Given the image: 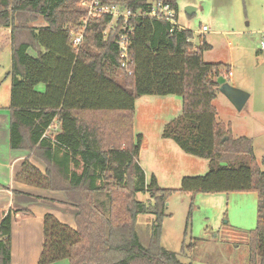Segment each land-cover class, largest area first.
Instances as JSON below:
<instances>
[{
    "label": "trees",
    "instance_id": "obj_1",
    "mask_svg": "<svg viewBox=\"0 0 264 264\" xmlns=\"http://www.w3.org/2000/svg\"><path fill=\"white\" fill-rule=\"evenodd\" d=\"M109 1L135 10L155 0ZM164 1L177 9L176 0ZM85 15L80 0H0V27L10 29L12 50L11 148L54 147L63 150L66 159L71 156L74 164L76 157L83 162L80 172H59L70 183L66 192L77 209L75 228L45 215L38 264L198 262L202 239L192 237L183 245L187 263L159 242L165 204L174 192L191 196L256 192L257 220L248 233V247L249 264H258L264 259V171L254 159L252 140L233 138L229 126L216 119L213 105L221 85L217 78L229 76L230 65L205 62L203 50L210 46L204 42L195 48L190 30L139 18L134 21L129 47L132 73L127 75L120 68L114 36L103 37L107 16L91 18L82 46L74 49L67 28L81 25ZM35 16L45 24L28 25ZM19 29L28 32L35 46L17 42ZM30 46L37 55L28 53ZM39 84L43 90L37 89ZM169 94L182 98L183 110L164 127L162 136L173 139L184 152L209 160L204 175L183 177L179 188H162L153 175L145 181L138 163L141 135L133 139L135 99ZM53 122L58 129L48 132ZM46 174L26 159L17 179L43 186L51 172ZM138 192L149 194L153 201H140ZM139 214L155 217L149 244L136 231ZM10 250L8 213L0 221V264H10Z\"/></svg>",
    "mask_w": 264,
    "mask_h": 264
},
{
    "label": "rangeland",
    "instance_id": "obj_2",
    "mask_svg": "<svg viewBox=\"0 0 264 264\" xmlns=\"http://www.w3.org/2000/svg\"><path fill=\"white\" fill-rule=\"evenodd\" d=\"M176 3L177 23L192 32L191 41L195 48H200L204 42L210 46L203 50L204 61L230 65L229 76L224 75L222 78L249 94L240 110L220 92L216 94L213 105L216 109V119L229 126L233 138L245 136L252 140L254 159L258 167L264 171V49H261L260 44L264 33V0H176ZM186 6H193L196 9L193 13L187 14ZM35 17L36 20L29 22L28 25L39 27L45 24L40 17ZM203 25L208 27L206 32L201 31ZM3 31L5 32V29ZM18 35L20 37L17 42L28 41L34 45L27 31L19 29L17 37ZM28 53L37 55V50L30 46ZM11 62V45L1 37L2 102L6 100L5 85L10 83L11 77L8 72L11 69ZM37 89L43 90L44 85L39 84ZM215 194L195 196L188 216L191 194L172 193L165 204L167 215L160 223L159 242L166 249L178 253L179 260L184 263L189 262V258L182 251L183 245L189 244L194 237L203 239L200 243L198 262L248 264L250 230L232 222V218L236 216L238 220L246 219L243 206L249 208V203L246 199L243 201L238 198V205L234 207L233 202L228 201L226 196L216 199L213 205L212 199L209 200V205L199 202L201 198L205 201L210 197H218ZM136 197L145 203L153 201L147 193L138 192ZM247 216L250 219L248 213ZM255 216L256 214H251L252 227L255 226ZM154 218L150 214H139L136 217L135 228L144 244L151 241ZM198 262L193 264H200ZM58 264L68 262L62 260Z\"/></svg>",
    "mask_w": 264,
    "mask_h": 264
},
{
    "label": "crops",
    "instance_id": "obj_3",
    "mask_svg": "<svg viewBox=\"0 0 264 264\" xmlns=\"http://www.w3.org/2000/svg\"><path fill=\"white\" fill-rule=\"evenodd\" d=\"M180 27L185 29L181 25ZM0 29H2L0 30V38L4 37L8 43L9 28L0 27ZM217 81L221 84L225 82L222 77L217 78ZM10 86L11 78L10 83L5 85L6 100L4 102L0 100V221L10 213V264H38L42 251L45 215L51 214L60 222L75 228L77 209L69 201L66 192L70 183L68 179L60 176L59 172L63 169L64 171L80 172L83 162L76 157L77 164H74L71 156L66 159L67 156L64 155L63 150L54 147H50L48 150L39 148L37 145L32 149L11 148L9 132ZM182 110V98L171 94L142 95L136 98L134 102L133 139L135 141L138 134L142 138L138 163L144 171L145 181L149 182L153 175L157 184L162 188H179L183 177L204 175L209 169L208 159L188 154L173 139L162 136L164 127L180 116ZM57 129L58 123L53 122L48 128V132ZM48 132L47 136L49 135ZM26 159L45 177H47L48 171L51 172L48 181L41 184L43 186L17 179L22 163ZM57 162L62 163V165ZM199 194L213 195L214 193H197L192 196L193 199ZM215 195L218 197H210L205 201H202L203 198H201L199 202L209 205V200L212 199L213 205L216 199L219 200L223 198L222 196H226L227 200H231L232 205L236 207L238 198L243 201L246 199L249 203V208L243 206L246 219L238 220L236 216L235 218L233 216L232 222L241 227L245 226L249 230L255 228L258 200L256 192L216 193ZM252 213L256 214L255 226L253 227L251 226ZM200 264H212V262L203 261ZM258 264H264V259H259Z\"/></svg>",
    "mask_w": 264,
    "mask_h": 264
},
{
    "label": "built area",
    "instance_id": "obj_4",
    "mask_svg": "<svg viewBox=\"0 0 264 264\" xmlns=\"http://www.w3.org/2000/svg\"><path fill=\"white\" fill-rule=\"evenodd\" d=\"M80 5L86 14L83 23L77 27L67 28L74 49L79 50L82 46L89 20L93 17L107 16L109 20L103 31V37L107 39L111 35L114 36L120 56V68L127 75L132 73L129 47L135 20L151 18L169 23L171 29H182L177 23V9L164 0L148 1L146 6H140L135 10L109 0H80ZM201 30L206 31L207 27L202 26ZM260 44L261 49H264V33Z\"/></svg>",
    "mask_w": 264,
    "mask_h": 264
},
{
    "label": "water",
    "instance_id": "obj_5",
    "mask_svg": "<svg viewBox=\"0 0 264 264\" xmlns=\"http://www.w3.org/2000/svg\"><path fill=\"white\" fill-rule=\"evenodd\" d=\"M194 10L195 7L193 6L185 7V11L187 14L193 13ZM219 92L223 96H225L231 102V104H233V106L238 110L242 109L249 97V94L246 91L234 87L228 82H224L219 86Z\"/></svg>",
    "mask_w": 264,
    "mask_h": 264
}]
</instances>
